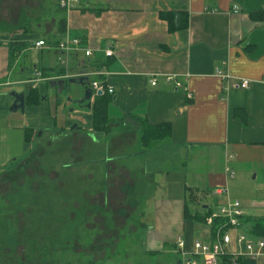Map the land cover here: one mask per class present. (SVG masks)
Listing matches in <instances>:
<instances>
[{"label": "crops", "instance_id": "crops-1", "mask_svg": "<svg viewBox=\"0 0 264 264\" xmlns=\"http://www.w3.org/2000/svg\"><path fill=\"white\" fill-rule=\"evenodd\" d=\"M71 1V10L31 30L0 21L5 30L0 32V171L25 148L27 134L37 135L45 125L39 120L53 118L52 109L42 107L50 98L58 102L50 84L88 76L91 84L114 89L100 96L107 110L104 129L94 127V105L75 110L55 129L46 126L58 138H82L85 130L96 137L103 206L118 194L131 207L122 216L116 210L110 217L115 228L107 227L103 235L115 258L127 256L110 264H134L132 254L143 256L135 264H178L179 240L187 251L195 241L211 243L206 219L231 200L240 202L244 218L263 217L264 0ZM62 17L64 33L59 32ZM75 39L81 43L69 52L59 48ZM38 41L47 46L42 69L30 56L25 62L21 57L31 49L43 51L46 46L34 47ZM108 50L114 52L110 57ZM37 78L41 81L33 82ZM243 79L249 87L236 88ZM31 89L42 91L41 108L11 111L10 94L25 93L26 100ZM220 190L223 195L216 194ZM257 212L262 214H252ZM238 229L230 231L231 249L243 252L236 243ZM137 233L143 237L138 245L129 240ZM255 261L264 264V253Z\"/></svg>", "mask_w": 264, "mask_h": 264}, {"label": "rangeland", "instance_id": "rangeland-1", "mask_svg": "<svg viewBox=\"0 0 264 264\" xmlns=\"http://www.w3.org/2000/svg\"><path fill=\"white\" fill-rule=\"evenodd\" d=\"M39 1L35 5L33 0H0V21L6 18L31 30L59 14L57 1ZM32 6L39 7L31 10ZM45 49L47 46L43 51L25 52L21 55L23 62L30 56L42 69L48 60L42 56L47 55ZM58 65L64 68L62 63ZM81 89L78 84L68 83L60 92L53 89L58 102L54 104L50 98L42 106L49 112L52 109L53 118H41L39 121L45 125L38 127V134H33L28 148L22 145L10 164L0 171V264H103V260L110 264L127 257L120 253L115 258L103 238L107 227L115 228L111 215L120 209L122 216L131 207L118 194L116 199H110L109 193L110 202L103 206L104 190L99 189L103 179L99 170L104 171L99 169L100 147L96 137L85 130L82 138H58L46 126L54 124L52 129H55L68 120L70 110L78 109L69 99H75ZM199 171L202 173L205 168ZM244 189L253 195L252 190ZM111 200L115 201L114 205ZM101 215L107 221L99 218ZM120 224L124 223L120 221ZM240 229L238 233L249 237L248 227ZM141 234L129 240L138 245L143 241ZM129 258L137 263L143 256L132 254Z\"/></svg>", "mask_w": 264, "mask_h": 264}, {"label": "built area", "instance_id": "built-area-1", "mask_svg": "<svg viewBox=\"0 0 264 264\" xmlns=\"http://www.w3.org/2000/svg\"><path fill=\"white\" fill-rule=\"evenodd\" d=\"M60 8L69 11L72 9L73 3L71 0H60ZM80 40L75 39L73 41H67L66 43L60 44V49L69 52L72 45L79 46ZM46 46L45 41H38L34 44L35 48L41 49ZM112 50L106 52L107 56L113 55ZM91 52L86 51V55L89 56ZM216 74L221 78L227 80L229 76L223 73L221 70H216ZM37 77L41 78V74L38 73ZM38 78L33 82H39ZM249 81L246 79L241 80L234 86L236 88L246 89L249 87ZM92 88L95 93L102 92L113 94L114 89L110 86L105 85L102 82H93ZM152 85H156V80L152 81ZM190 97V95H189ZM225 190L217 191V195H223ZM243 217V211L241 209V204L237 200H231L226 204L220 206L219 212L216 215L209 216L206 219V224L213 228L216 219H223L225 223L219 226L213 235V241L211 243H203L200 241H195L192 251H187L185 249L186 243L183 239H180L178 246L181 249L182 260L178 264H196L198 259H202L205 264H221L223 257L230 256L233 260L238 257H248L253 260H257L258 257L264 253V241L261 239L250 240L246 234H239L236 238V243L239 247H244L243 252L235 251L231 249L233 238L230 234L231 230L238 229L241 225V218Z\"/></svg>", "mask_w": 264, "mask_h": 264}, {"label": "trees", "instance_id": "trees-1", "mask_svg": "<svg viewBox=\"0 0 264 264\" xmlns=\"http://www.w3.org/2000/svg\"><path fill=\"white\" fill-rule=\"evenodd\" d=\"M57 1V7L58 10L66 12L65 9L60 8L59 5V1L60 0H56ZM165 18H170L171 16H165ZM66 30V17H62L61 20L59 21V32L60 33H64ZM25 38L31 39L33 38L32 36H25ZM15 46V45H14ZM22 46V45H21ZM14 48V47H13ZM19 48V47H18ZM14 58V57H13ZM42 91H38L35 89H31L27 96H26V105H28L27 107L30 108V110H32L33 112H36L37 110H39L41 108V98H43V95H41ZM106 95V93H105ZM93 116H92V120L94 122V127L96 130L99 129H104V124L105 121L107 120V110H106V105L104 104V101L102 100V97H98L95 104H94V108H93ZM33 136V131H31V133L27 134L26 137V144H25V148H28L29 143L31 141V138ZM211 215L208 214V216ZM225 223V220L223 219H216L215 223H214V227L213 229V235L215 233V230L223 225ZM248 227V234L249 237L252 240H258L261 239L264 241V216L258 219H253V218H241V225L239 228H246ZM222 264H257L255 260L250 259L248 257H238L237 259L233 260L232 257L230 256H226L223 257L221 260Z\"/></svg>", "mask_w": 264, "mask_h": 264}, {"label": "water", "instance_id": "water-1", "mask_svg": "<svg viewBox=\"0 0 264 264\" xmlns=\"http://www.w3.org/2000/svg\"><path fill=\"white\" fill-rule=\"evenodd\" d=\"M68 84H78L82 88L81 91L77 94L75 99H69V101L76 106L79 111L90 110L93 108L94 99L103 95L102 92L95 93L93 88L91 87V82L88 76H82L79 78H71L68 81H55L50 85L52 87H56L59 89V92L63 89L64 85ZM10 96L14 99V103L10 108L11 111H21L25 113L26 109V100L25 93L18 94L16 92H12ZM75 109L70 110V114L74 112ZM77 125H74L73 128H76Z\"/></svg>", "mask_w": 264, "mask_h": 264}]
</instances>
